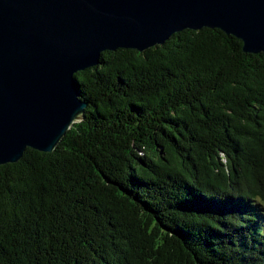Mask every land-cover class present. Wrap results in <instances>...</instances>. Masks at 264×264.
<instances>
[{
  "label": "trees",
  "instance_id": "16d2710c",
  "mask_svg": "<svg viewBox=\"0 0 264 264\" xmlns=\"http://www.w3.org/2000/svg\"><path fill=\"white\" fill-rule=\"evenodd\" d=\"M76 78L82 120L0 164V264H264V52L184 29Z\"/></svg>",
  "mask_w": 264,
  "mask_h": 264
},
{
  "label": "water",
  "instance_id": "95a60500",
  "mask_svg": "<svg viewBox=\"0 0 264 264\" xmlns=\"http://www.w3.org/2000/svg\"><path fill=\"white\" fill-rule=\"evenodd\" d=\"M203 27L264 52V0H0V164L53 151L82 120L76 73L104 51H144Z\"/></svg>",
  "mask_w": 264,
  "mask_h": 264
}]
</instances>
